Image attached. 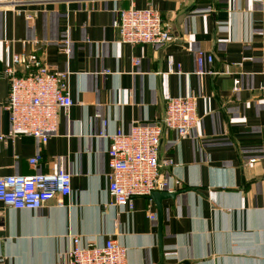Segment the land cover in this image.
I'll use <instances>...</instances> for the list:
<instances>
[{"label": "crops", "instance_id": "0c3cea01", "mask_svg": "<svg viewBox=\"0 0 264 264\" xmlns=\"http://www.w3.org/2000/svg\"><path fill=\"white\" fill-rule=\"evenodd\" d=\"M132 5L158 10L171 41L122 43L120 15ZM66 40L70 55L61 51ZM199 51L214 56L207 69L215 74H197ZM14 53L68 71L74 105L60 110L47 144L26 135L0 140V176L64 169L73 192L64 206L54 200L37 210L0 202V264H65L74 237L100 245L112 237L128 249V264H264V0L0 3V136L10 130L4 71ZM188 92L198 101V127L183 138L166 131L159 153L172 161L161 172L179 192L163 201L161 243L154 201L136 198L133 210L111 205L110 141L100 133L104 123L108 133L159 123L168 97Z\"/></svg>", "mask_w": 264, "mask_h": 264}, {"label": "built area", "instance_id": "2783aa9c", "mask_svg": "<svg viewBox=\"0 0 264 264\" xmlns=\"http://www.w3.org/2000/svg\"><path fill=\"white\" fill-rule=\"evenodd\" d=\"M8 1L11 0H0V3ZM255 2L263 3V0ZM28 19L32 21L31 16ZM118 28L121 42L132 47L139 44L164 46L172 39L161 13L152 6L138 9L132 5L122 11ZM61 51L70 55L69 40L62 43ZM132 61L135 67L141 64V58L133 57ZM169 61L172 73L173 58ZM196 61L199 76L215 74L207 69V65L214 62L213 55L199 51ZM18 68L23 69V74H19ZM225 74L234 73L228 67ZM4 76L10 81V93L4 105L10 115V130L7 135L0 136V140L26 135L47 144L58 132L60 110L68 113L74 105L71 74L51 68L35 53H14ZM235 84L239 90L240 78L235 79ZM197 107V98L188 92L181 97H168L165 115L159 123H135L130 131L118 129L115 133H108L107 123H104L100 135L110 141L109 195L112 206L133 210L136 198H147L154 192H176L161 172L162 166L172 165L171 160L160 161L162 137L166 131H174L178 138L193 136L200 121ZM41 158L40 155L33 157L30 165L36 167ZM175 185L178 188L181 182L175 181ZM72 192V174L64 169L50 174L0 176V202L17 210H37L54 200L64 206ZM149 217L157 219L153 213ZM127 258L128 249L112 237L102 245L83 244L79 237H74L65 264H128Z\"/></svg>", "mask_w": 264, "mask_h": 264}, {"label": "water", "instance_id": "95a60500", "mask_svg": "<svg viewBox=\"0 0 264 264\" xmlns=\"http://www.w3.org/2000/svg\"><path fill=\"white\" fill-rule=\"evenodd\" d=\"M179 192H154L151 196L147 197L156 203L158 209V221H159V236L162 243V224H163V201L167 199H175Z\"/></svg>", "mask_w": 264, "mask_h": 264}]
</instances>
